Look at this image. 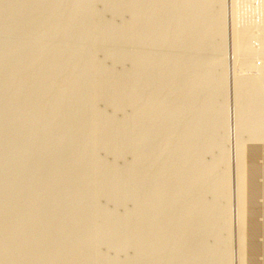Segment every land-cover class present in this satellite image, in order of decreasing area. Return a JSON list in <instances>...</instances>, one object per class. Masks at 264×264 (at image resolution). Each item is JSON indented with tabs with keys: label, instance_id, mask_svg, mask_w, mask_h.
<instances>
[{
	"label": "rangeland",
	"instance_id": "obj_1",
	"mask_svg": "<svg viewBox=\"0 0 264 264\" xmlns=\"http://www.w3.org/2000/svg\"><path fill=\"white\" fill-rule=\"evenodd\" d=\"M0 3V236L21 239L31 208L29 227L57 212L45 264L264 262V0Z\"/></svg>",
	"mask_w": 264,
	"mask_h": 264
},
{
	"label": "bare ground",
	"instance_id": "obj_2",
	"mask_svg": "<svg viewBox=\"0 0 264 264\" xmlns=\"http://www.w3.org/2000/svg\"><path fill=\"white\" fill-rule=\"evenodd\" d=\"M95 1V0H94ZM227 1V0H226ZM237 1V0H236ZM255 1V0H254ZM233 2L234 1H232V3H231V6H232V11L234 10V7H233ZM235 3V2H234ZM242 3H244V2H242ZM1 4V3H0ZM38 4V3H37ZM154 4V3H153ZM192 4V3H191ZM236 4V3H235ZM234 4V5H235ZM239 4V3H238ZM237 4V5H238ZM241 4V3H240ZM70 5V4H69ZM236 5V6H237ZM2 6V5H1ZM120 6V5H119ZM194 6V5H193ZM235 6V9H237V7ZM166 7V6H165ZM95 8V7H94ZM240 7L238 6V9H239ZM244 8V7H243ZM41 9V8H40ZM86 9V8H85ZM134 9V8H133ZM156 9V8H155ZM145 10V9H144ZM240 10V9H239ZM239 10H238V13H239ZM243 10V9H242ZM141 12V11H140ZM236 12V10L234 11V13ZM144 13V12H143ZM242 13V12H241ZM256 13V12H255ZM163 14V13H162ZM177 14V13H176ZM244 14V13H243ZM102 15V14H101ZM147 15V14H146ZM172 15V14H171ZM214 15V14H213ZM232 15H233V12H232ZM236 15V14H235ZM233 16V17H236V16ZM39 16V15H38ZM73 16V15H72ZM149 16V15H148ZM238 16V15H237ZM95 17V16H94ZM143 17V16H142ZM242 17V16H241ZM150 18V17H149ZM158 18V17H157ZM238 18H240L239 16H238ZM256 19H257V17H256ZM85 20V19H84ZM234 20H235V18H234ZM216 21V20H215ZM240 21V20H239ZM255 21V20H254ZM140 22H142V21H140ZM170 22V21H169ZM234 22V21H233ZM245 22V21H244ZM82 23V22H81ZM264 24V23H263ZM216 25V24H215ZM60 26V25H59ZM197 26V25H196ZM235 26V25H234ZM238 27V26H237ZM233 28H235V27H233ZM136 29V28H135ZM164 29V28H163ZM237 29V28H236ZM235 29V30H236ZM258 29H259V27H258ZM245 30V29H244ZM233 31V30H232ZM238 31V30H237ZM4 32V31H3ZM100 32V31H99ZM102 32V31H101ZM240 32V31H239ZM118 33V32H117ZM208 33V32H207ZM105 34V33H104ZM187 34V33H186ZM239 34V33H238ZM241 35V34H240ZM239 35V36H240ZM238 38V37H237ZM236 38V39H237ZM262 39V38H261ZM241 40V39H240ZM63 41V40H62ZM201 42V41H200ZM239 43V42H238ZM85 45V44H84ZM241 45V44H240ZM243 45V44H242ZM264 45V44H263ZM235 46H237V44H235ZM8 47V46H7ZM65 48V47H64ZM237 48V47H236ZM170 49V48H169ZM183 49V48H182ZM238 49V48H237ZM260 49V48H259ZM262 49V48H261ZM5 50V49H4ZM239 51V50H238ZM259 51V50H258ZM207 52V51H206ZM252 52V51H251ZM141 58V57H140ZM248 59V58H247ZM207 62V61H206ZM249 62V61H248ZM174 63V62H173ZM166 64V63H165ZM44 65V64H43ZM218 65V64H217ZM244 65V64H243ZM251 65V64H250ZM101 66V65H100ZM259 66H260V64H259ZM237 67V66H236ZM221 68H222V66H221ZM252 68V67H251ZM236 69V68H235ZM256 69V68H255ZM138 70V69H137ZM237 70V69H236ZM235 71V70H234ZM237 71H239V70H237ZM249 71V70H248ZM240 72V71H239ZM236 73V72H235ZM111 74V73H110ZM237 74V73H236ZM239 75V74H238ZM241 75V74H240ZM244 75V74H243ZM247 75V74H246ZM95 77V76H94ZM241 77H242V75H241ZM258 77V76H257ZM237 78V77H236ZM71 79V78H70ZM239 79V78H238ZM255 79V78H254ZM236 80V79H235ZM69 81V80H68ZM114 81V80H113ZM243 81V80H242ZM95 82V81H94ZM236 82V81H235ZM136 83V82H135ZM176 83V82H175ZM249 83V82H248ZM27 84V83H26ZM58 84V83H57ZM114 84V83H113ZM143 84V83H142ZM174 84V83H173ZM243 84V83H242ZM85 85V84H84ZM100 85V84H99ZM241 86V85H240ZM245 86V88H246V85H244ZM170 87V86H169ZM81 88V87H80ZM153 88V87H152ZM243 88V87H242ZM246 89H248V88H246ZM260 89V88H259ZM56 90V89H55ZM186 90V89H185ZM240 90V89H239ZM148 91V90H147ZM235 91H237V89L235 90ZM244 91V90H243ZM246 91V90H245ZM244 91V92H245ZM248 91V90H247ZM255 92V91H254ZM112 93V92H111ZM102 94V93H101ZM217 94V93H216ZM250 94V93H249ZM255 94V93H254ZM258 94V93H257ZM126 95V94H125ZM229 95V94H228ZM239 95H241V97H240V101L239 102H241V99L243 98V96H242V94H239ZM162 96V95H161ZM59 98V97H58ZM178 98V97H177ZM247 98H248V96H247ZM247 98L245 99V100H247ZM253 98V97H252ZM258 98V97H257ZM238 99V98H237ZM244 99V98H243ZM258 100V99H257ZM162 101V100H161ZM22 102V101H21ZM126 102V101H125ZM236 102V101H235ZM258 102V101H257ZM261 102H263V101H261ZM157 103V102H156ZM240 104H244V103H240ZM238 105H239V103H238ZM250 105V104H249ZM258 105V104H257ZM13 106V105H12ZM114 106V105H113ZM235 106H236V104H235ZM235 106H231V108H230V113H229V116H230V114H231V116H232V114H234V115H238L239 113H241V112H239V111H237V108L235 107ZM244 106V105H243ZM260 106V105H259ZM65 107V106H64ZM240 107H242V106H240ZM248 107V106H247ZM160 108H161V106H160ZM229 108V107H228ZM243 108V107H242ZM250 108V107H249ZM254 108H255V106H254ZM253 108V109H254ZM75 109V108H74ZM152 109V108H151ZM239 109V108H238ZM252 109V110H253ZM258 109H260V108H258ZM248 110V109H247ZM261 110H262V107H261ZM167 111V110H166ZM246 111V110H245ZM255 111V110H254ZM238 112V113H237ZM244 113V112H243ZM257 113H258V111H257ZM109 114V113H108ZM246 114H247V111H246ZM255 114H256V112H255ZM91 115V114H90ZM226 115V114H225ZM236 115V119L238 118V116ZM240 115H242V114H240ZM230 116V117H231ZM248 116V115H247ZM246 116V117H247ZM251 116H253V115H251ZM250 116V117H251ZM137 117V116H136ZM154 117V116H153ZM66 118V117H65ZM232 119H233V117H231ZM230 118V119H231ZM254 118H255V116H254ZM26 119V118H25ZM138 119V118H137ZM218 119V118H217ZM235 119V118H234ZM251 119V118H250ZM256 119V118H255ZM108 120V119H107ZM188 120V119H187ZM238 120V121H237ZM236 121L237 122H239L240 121V119H237ZM246 120V119H245ZM224 121V120H223ZM228 121V120H227ZM233 121V120H232ZM53 122V121H52ZM234 122V121H233ZM232 122V123H233ZM242 122V121H241ZM246 122H248V121H246ZM254 122V121H253ZM262 122V121H261ZM232 123H229V124H231V125H233ZM245 123V122H244ZM259 123V122H258ZM235 124V123H234ZM238 124V123H237ZM236 124V125H237ZM65 125V124H64ZM189 125V124H188ZM226 125V124H225ZM243 125V124H242ZM248 125V124H247ZM252 125H253V123H252ZM252 125H248V126H252ZM264 125V124H263ZM26 126V125H25ZM70 126V125H69ZM107 126V125H106ZM229 126V125H228ZM234 126V125H233ZM238 126V125H237ZM239 126H241V125H239ZM247 126V127H248ZM262 126V125H261ZM236 127V126H235ZM245 127V126H244ZM249 127V128H250ZM153 128V127H152ZM249 128H247V130L249 129ZM231 129V128H230ZM235 129V128H234ZM238 129V128H237ZM237 129H235V130H237ZM257 129V128H256ZM242 130H244V129H242ZM254 130H255V127H254ZM260 130H261V127H260ZM259 130V131H260ZM19 131V130H18ZM228 131L229 130H227V134H231L232 133V130H231V133H228ZM250 131V130H249ZM252 131H253V129L251 130V136H252ZM258 131V130H257ZM257 131H255L256 132V134H258V136H260V134H261V132H260V134H259V131H258V133H257ZM262 131H263V129H262ZM40 132V131H39ZM42 132V131H41ZM57 132V131H56ZM235 132V131H234ZM127 133V132H126ZM263 133V132H262ZM236 134H237V136H238V132H236ZM264 135V134H263ZM27 136V135H26ZM38 136V135H37ZM54 136V135H53ZM229 136V135H228ZM237 136H236V138H237ZM242 136V135H241ZM57 137V136H56ZM83 137V136H82ZM233 137H235V136H233ZM250 137V136H249ZM263 137V136H262ZM229 138H231V137H229ZM253 138V137H252ZM260 138V137H259ZM103 139V138H102ZM250 139V138H249ZM99 140V139H98ZM228 140V139H227ZM238 140V139H237ZM240 140V139H239ZM239 140H238V143L236 144V141L234 140V142L235 143H233V144H235L234 146H236V145H240L241 143L239 142ZM244 140V139H243ZM246 140V139H245ZM263 140V139H262ZM233 141V140H232ZM241 141V140H240ZM253 141V140H252ZM256 141H257V139H256ZM84 142V141H83ZM243 142V141H242ZM263 142V141H262ZM86 143V142H85ZM230 143H232V142H230ZM244 143V142H243ZM242 145V144H241ZM244 145V144H243ZM258 145V144H257ZM245 146V145H244ZM27 147V146H26ZM236 147H239V146H236ZM242 147V146H241ZM201 148V147H200ZM257 149L259 148V147H256ZM119 149V148H118ZM125 149V148H124ZM236 149V148H235ZM234 149V150H235ZM245 149H246V147H245ZM264 149V148H263ZM237 150H238V148H237ZM241 150V149H240ZM240 150H238V152H240ZM242 150H243V148H242ZM249 150H250V148H249ZM254 150V149H253ZM252 151V150H251ZM263 151V150H262ZM229 152H231V151H229ZM245 152V151H244ZM247 152H248V150H247ZM250 152V151H249ZM255 152V151H254ZM257 152V151H256ZM54 153V152H53ZM234 153V152H233ZM237 153V152H236ZM241 153H242V155L244 154L242 151H241ZM251 153V152H250ZM252 153H253V151H252ZM9 154H10V152H9ZM96 154V153H95ZM165 154V153H164ZM232 154V153H231ZM60 155V154H59ZM128 155V154H127ZM170 155V154H169ZM249 155V154H248ZM255 155V154H254ZM264 155V154H263ZM75 156V155H74ZM73 156V157H74ZM238 156H240L241 157V155H238ZM244 156V155H243ZM218 157V156H217ZM230 157V156H229ZM256 157H257V155H256ZM2 158V157H1ZM87 158V157H86ZM233 158H235V157H233ZM239 157H237V159H238ZM250 158V157H249ZM131 159V158H130ZM151 159V158H150ZM236 158H235V160H237ZM251 159H252V157H251ZM257 159H258V157H257ZM261 159V158H260ZM77 160V159H76ZM244 160V158L242 159V161ZM2 161H4V160H2ZM27 161V160H26ZM240 161H241V158H240ZM240 161H237V164H238V162L240 163V165H241V167H242V161L240 162ZM245 161H246V159H245ZM251 161H253V160H251ZM250 161V162H251ZM262 161H263V159H262ZM248 162V161H247ZM29 163V162H28ZM79 163V162H78ZM132 163V162H131ZM260 163V162H259ZM244 164H245V166H246V163L244 162ZM244 164H243V167H245L244 166ZM250 164V163H249ZM253 164V163H252ZM102 165V164H101ZM235 165H236V162H235ZM253 166H254V164H253ZM263 166V165H262ZM39 167V166H38ZM247 167V166H246ZM245 167V168H246ZM252 167V166H251ZM251 167L249 166V167H247V169L248 168H250V171H251ZM258 167V166H257ZM261 167V166H260ZM35 168H37V167H35ZM43 167H41V170L40 171H42V173H43V169H42ZM106 168V167H105ZM238 168H240V167H238ZM244 168V169H245ZM243 168H242V170H244ZM253 169V168H252ZM264 169V168H263ZM100 170V169H99ZM237 170V169H236ZM34 171H36V172H38L39 170H34ZM32 172V175L35 173V172ZM39 171V174H42L41 172ZM60 171V170H59ZM125 171V170H124ZM186 171V170H185ZM213 171V170H212ZM239 170H237V172H238ZM248 171V170H247ZM246 170L244 171L245 173L247 172ZM236 172V173H237ZM242 171H241V169H240V172H238V174L239 173H241ZM254 171L252 170V173H253ZM262 172H264V171H262ZM30 173V172H29ZM52 173V172H51ZM227 173V172H226ZM248 174H249V172H247ZM261 173V172H260ZM37 173H35V175H36ZM44 174H45V171H44ZM47 174H49V173H47ZM56 174V173H55ZM256 174V173H255ZM13 175V174H12ZM11 175V176H12ZM15 175V174H14ZM51 175V174H50ZM237 175V174H236ZM244 175V174H243ZM246 175V174H245ZM258 175H260V174H258ZM262 175V174H261ZM39 176V175H38ZM49 176V175H48ZM84 176V175H83ZM111 176V175H110ZM239 176H240V174H239ZM248 176V175H247ZM247 176H246V178H247ZM251 176V173H250V175H249V177ZM50 177V176H49ZM49 177L47 178L48 180L47 181H49ZM236 177V176H235ZM241 177H242V174H241ZM240 177V178H241ZM259 177V176H258ZM264 177V176H263ZM32 178V177H31ZM136 178V177H135ZM179 178H181V177H179ZM251 178V177H250ZM34 179V178H33ZM36 180L35 181H37V178H35ZM90 179V178H89ZM14 180H15V178H14ZM13 180V181H14ZM17 180H19V179H17ZM16 180V181H17ZM44 180V179H43ZM83 180V179H82ZM81 180V181H82ZM87 180H88V178H87ZM202 180V179H201ZM237 180V179H236ZM251 180H253V179H251ZM254 180H255V178H254ZM262 180V179H261ZM5 181V180H4ZM4 181H2L1 180V182H0V184H4V186H5V182ZM22 180L20 179V183L22 184V182H21ZM27 181V180H26ZM31 181V180H30ZM39 181V180H38ZM50 181L53 183L54 182V179H52V178H50ZM60 181V180H59ZM75 181V180H74ZM130 181V180H129ZM228 181V180H227ZM264 181V180H263ZM4 182V183H3ZM50 182V183H51ZM239 182H240V185H242L241 187H246V186H250V181H249V178L248 179H246L245 180V178H243V179H240L239 180ZM17 183H19L18 181L16 182V184ZM19 183V185H21ZM38 183H40V182H38ZM51 183V184H52ZM55 183V182H54ZM82 183V182H81ZM226 183V182H225ZM229 183V182H228ZM238 183V182H237ZM259 183V182H258ZM7 184V183H6ZM30 184V183H29ZM50 184V185H51ZM170 184V183H169ZM227 184V183H226ZM12 185H14V184H12ZM46 185H48V183L46 184ZM53 185H56V184H53ZM77 185V184H76ZM238 185V184H237ZM253 185V184H252ZM251 185V186H252ZM255 185V184H254ZM4 186L2 185V190H3V188H4ZM8 186V185H7ZM21 186H23V184L21 185ZM32 186V185H31ZM29 187V191H26L27 193L29 192L30 194H31V192H35V191H33L34 189V187ZM34 186V185H33ZM43 187H44V185H42ZM97 186V185H96ZM95 186V187H96ZM143 186V185H142ZM231 186V185H230ZM6 187V186H5ZM9 187H12V186H8V188ZM50 186H48V187H46V189H48ZM240 187V188H241ZM253 187V186H252ZM8 188H7V191H8ZM23 188V187H22ZM31 188H32V191H31ZM221 188V187H220ZM235 188H236V186H235ZM239 188V187H238ZM255 188V187H254ZM260 188V186L258 187V189ZM16 189H17V187H16ZM18 189H19V186H18ZM92 189V188H91ZM226 189H227V187H226ZM237 189V188H236ZM10 191L12 190V189H9ZM13 190H14V187H13ZM24 190H26L25 188H24ZM42 191L43 190V188L41 189L40 187H39V191ZM44 190H45V187H44ZM240 190H242V188L240 189ZM7 191L6 190H4V192L5 193H7ZM9 191V192H10ZM31 191V192H30ZM238 191V190H237ZM243 191V190H242ZM37 192H38V190H37ZM90 192V191H89ZM99 192V191H98ZM245 192V191H244ZM256 192H257V190H256ZM3 192L1 191V194H2ZM28 193V194H29ZM36 193V192H35ZM73 193V192H72ZM177 193V192H176ZM225 193V192H224ZM228 193V192H227ZM7 194H9V193H7ZM24 194V193H23ZM26 194V193H25ZM28 194H26V197H29V195ZM37 194H39V193H37ZM54 194V193H53ZM87 194V193H86ZM187 194V193H186ZM202 194V193H201ZM226 194V193H225ZM224 194V195H225ZM240 194V193H239ZM243 194V193H242ZM245 194H247V193H245ZM244 194V195H245ZM4 195V194H3ZM28 195V196H27ZM52 195V194H51ZM155 195V194H154ZM238 195V194H237ZM12 196V195H11ZM34 196V195H33ZM37 196V195H36ZM44 196V195H43ZM248 195H246V197H247ZM250 196H251V194H250ZM249 196V197H250ZM258 196V195H257ZM263 196V195H262ZM42 197V196H41ZM40 197V198H41ZM238 197V196H237ZM240 197V196H239ZM242 197V196H241ZM245 197V196H244ZM243 197V198H244ZM5 198V197H4ZM4 198H2V199H0V200H2V201H4V200H7V199H4ZM30 198V197H29ZM38 198H39V196H38ZM39 198V199H40ZM54 198H55V196H54ZM243 198H241V199H243ZM254 198V197H253ZM4 199V200H3ZM31 199H33L32 201H34V197H32ZM52 199H53V197H52ZM73 199V198H72ZM71 199V200H72ZM79 199V198H78ZM251 199V198H250ZM249 199V200H250ZM36 200H38L37 198H35V201ZM60 200V199H59ZM135 200V199H134ZM241 201L240 199H238L237 198V201ZM253 200H255V199H253ZM258 200H259V198H257V202H258ZM43 202H44V200H42ZM41 201V202H42ZM243 203H246V202H249L248 201V199H247V201H246V199L244 200L243 199ZM252 200H250V202H251ZM263 201V200H262ZM174 202V201H173ZM220 202V201H219ZM256 202V201H255ZM254 202V203H255ZM260 202V201H259ZM7 203V202H6ZM5 203V204H6ZM32 204V203H31ZM238 204V203H237ZM236 204V205H237ZM247 205L249 204V203H246ZM251 204V203H250ZM257 203H255V205H256ZM2 205H3V207H5V205L2 203ZM11 205H12V203L11 204H9L8 203V205L5 207V208H8V209H10L8 206H10L11 207ZM41 205V204H40ZM53 206L51 207V210H50V213L52 214L53 212V210H54V206L55 207H57L56 205H54V203L52 204ZM64 205V204H63ZM244 205V204H243ZM243 205H241V206H243ZM246 205V206H247ZM254 205V204H253ZM139 206H140V204H139ZM240 205L237 207V208H240L241 207ZM246 206H244L243 208L245 209V207ZM249 206V205H248ZM251 207H252V205H250ZM250 206H249V208H250ZM262 206V205H261ZM0 207L3 209V207L0 205ZM89 207V206H88ZM146 207V206H145ZM197 207V206H196ZM235 207V208H236ZM257 207V206H256ZM260 207V206H259ZM259 207L257 208V209H259ZM30 208V207H29ZM52 208H53V210H52ZM193 208V207H192ZM204 208V207H203ZM247 208V207H246ZM254 208V207H253ZM262 208H264V207H262ZM7 209V210H8ZM22 209H24V208H22ZM28 209V208H27ZM27 209H26V211H27ZM34 209H35V207H34ZM33 209V210H34ZM42 209V208H41ZM39 210L38 209V211L37 212H39L40 213V211H42V210ZM56 209V208H55ZM57 209H59V208H57ZM166 209V208H165ZM230 209V208H229ZM255 209V208H254ZM31 208L27 211L28 212V215L27 216H25L24 218H23V216H22V214L20 215V213L22 212V211H24V210H22V211H20L18 214L20 215L19 217H21L22 216V219L20 220V222H19V217L16 219V220H18V222L16 223V224H18V225H16L15 223V225H16V227L15 228H13L15 231H17V230H22L21 232H24V236L23 237H21V239H18V240H14V239H12L13 241H11V239H10V241H9V239H7L6 238V235H2V236H0V264H45V259H43L42 258V256H41V254H43V252L45 251L44 249H46L45 247H47V246H49V245H47V244H49V241L50 240H52L53 241V239H51L52 237L51 236H53V235H49V233L47 234H43V235H41V234H38L40 237L38 238L37 237V232L39 231V226H40V231L41 230H43L42 229V227L41 226H44V227H46V228H48V226L49 225H52L51 223H53V218H52V216H54L53 214L56 212V211H54V213L52 214V215H47V214H45L44 216H48V217H45L42 221H40V222H38L39 221V217L37 218V219H35L36 217L34 216V219H35V221H37L38 223H36L35 222V224L36 225H34L33 227H29L31 224L30 223H32V218H33V213H30L31 211ZM43 210H44V208H43ZM63 210V209H62ZM150 210V209H149ZM246 210H248V209H246ZM252 210V209H251ZM256 210V209H255ZM255 210H253V211H255ZM261 211H262V209H260ZM3 212L5 211V210H2ZM30 211V212H29ZM35 211H36V209H35ZM58 211V210H57ZM123 211V210H122ZM135 211V210H134ZM164 211V210H163ZM240 211V210H239ZM252 211V212H253ZM257 211V210H256ZM259 211V210H258ZM2 212V213H3ZM32 212H34V211H32ZM245 212V211H244ZM248 212V211H247ZM251 211H249V213H250ZM264 212V211H263ZM263 212H262V214H263ZM30 213V214H29ZM35 213V212H34ZM49 213V212H48ZM49 213V214H50ZM57 213V212H56ZM55 213V214H56ZM64 213V212H63ZM80 213V212H79ZM218 213V212H217ZM221 213H222V211H221ZM238 213V212H237ZM240 213V212H239ZM238 213V214H239ZM243 211H241V213H240V216L241 215H246V212H245V214L243 213ZM258 213H260V212H258ZM1 214V213H0ZM38 214V213H37ZM41 214V213H40ZM148 214V213H147ZM189 214V213H188ZM251 214V213H250ZM24 215V214H23ZM35 215V214H34ZM39 215V214H38ZM126 215V214H125ZM260 215V214H259ZM133 216V215H132ZM236 216V215H235ZM248 216V215H247ZM254 216V215H253ZM242 217V216H241ZM245 217V216H244ZM14 218V217H13ZM243 218V217H242ZM246 218H249V219H251L250 218V216H248V217H246ZM263 217L261 216V218H260V220L262 219ZM80 219V218H79ZM115 219V218H114ZM200 219V218H199ZM237 219H238V217H237ZM245 219V218H244ZM253 219H255V218H253ZM16 220H14V222L16 221ZM32 220V221H31ZM95 220V219H94ZM106 220V219H105ZM109 220H110V218H109ZM247 221H248V219H246ZM252 220V219H251ZM1 221V220H0ZM55 221V220H54ZM87 221V220H86ZM246 221V222H247ZM250 221V220H249ZM264 221V220H263ZM262 221V222H263ZM75 222V221H74ZM79 222V221H78ZM78 222H76V223H78ZM109 222V221H108ZM216 222V221H215ZM231 222V221H230ZM73 222H71V224H72ZM252 223V222H251ZM253 223H254V220H253ZM256 224H257V222H255ZM1 224V223H0ZM12 224H13V222H12ZM74 224V223H73ZM248 224V223H247ZM256 224H255V226H256ZM260 224H262V223H260ZM5 225V224H4ZM9 225H11V223L9 224ZM64 225V224H63ZM243 225H244V223H243ZM249 225V224H248ZM253 225L254 224H251V227H253ZM13 226V225H12ZM32 226V225H31ZM60 226H62V225H59V228H58V230L61 228ZM79 226V225H78ZM86 226V225H85ZM263 226H264V224H263ZM63 227H65V225L63 226ZM62 227V228H63ZM245 227V226H244ZM256 227H259V225L258 226H256ZM261 227V226H260ZM7 228V227H6ZM61 228V229H62ZM207 228V227H206ZM245 228H248V227H245ZM254 228V227H253ZM252 228V229H253ZM10 229V228H9ZM38 229V230H37ZM103 229V228H102ZM252 229H250L249 231H251ZM260 229V228H259ZM262 229H263V227H262ZM25 230H27V232H26V234H25ZM53 230V229H52ZM57 230V231H58ZM67 230V229H66ZM256 230V231H255ZM257 228H255L253 231H255V234L254 235H256V232H257ZM9 231V230H8ZM19 231V232H20ZM37 231V232H36ZM39 231V232H40ZM56 231V232H57ZM61 231V230H60ZM248 231V229H247V231H246V233L245 234H247V232L248 233H250ZM253 231H251L252 233H254ZM260 231V230H259ZM12 232V231H11ZM85 232V231H84ZM190 232V231H189ZM261 232V231H260ZM2 233V232H1ZM149 233V232H148ZM14 234H16V233H14ZM59 234V233H58ZM241 234V233H240ZM243 234H244V232H243ZM243 234H241V235H243ZM258 234V233H257ZM260 234V233H259ZM19 235V234H18ZM55 235V238L58 236L59 237V235H57V233L56 234H54ZM57 235V236H56ZM72 235V234H71ZM94 235V234H93ZM159 235V234H158ZM249 235H251V234H249ZM253 234H252V236H253V238H255L256 236H258V235H256V236H254ZM87 236V235H86ZM150 236V235H149ZM148 236V237H149ZM167 236V235H166ZM248 236V234L245 236V238ZM261 236H264V235H261ZM19 237V236H18ZM57 237V238H58ZM75 237V236H74ZM101 237H102V235H101ZM180 237V236H179ZM250 236H248V238H249ZM258 237H260V236H258ZM257 237V240H259V238ZM20 238V237H19ZM152 238V237H151ZM243 238V240H244V235H243V237H241L240 236V239H242ZM252 237H250L249 239H245L244 241H246V240H248V243L250 242L249 240L251 239ZM252 238V239H253ZM62 239V238H61ZM135 239V238H134ZM150 239V238H149ZM263 239V238H262ZM71 240H73V238L72 239H70L69 240V242L71 241ZM76 240V239H75ZM74 240V241H75ZM230 240V239H229ZM243 240H241V241H243ZM60 241V240H59ZM98 241V240H97ZM150 241V240H149ZM262 241H264V239L262 240ZM51 242V241H50ZM54 242V241H53ZM53 242H51V244L53 245ZM71 242H73V241H71ZM70 242V243H71ZM152 242V241H151ZM259 242H261L260 240H259ZM37 243V244H36ZM55 243V242H54ZM70 243H68V244H70ZM73 243H75L76 244V242H73ZM73 243H71V244H73ZM79 243V242H78ZM243 243V242H242ZM244 243H246V242H244ZM33 244H35V245H33ZM71 244H70V246H71ZM152 245H153V243H151ZM156 244V243H155ZM164 244V243H163ZM20 245H22L23 247H24V249L22 250V251H19L18 250V248L20 247ZM31 245H33L32 247H31ZM51 245V246H52ZM57 245H59V244H57ZM78 245V244H77ZM246 245H248V244H246ZM260 245V244H259ZM69 246V245H68ZM67 246V247H68ZM70 246H69V248H67V249H70ZM75 247H76V245H74ZM74 246H72L73 247V249H72V251H74L73 253H75V247ZM170 246V245H169ZM244 246H245V244H244ZM50 247V246H49ZM53 247V249L55 248L54 246H52ZM78 247V246H77ZM247 247V246H246ZM253 247V246H252ZM258 247V246H257ZM256 247V248H257ZM51 248V247H50ZM49 248V249H50ZM141 248V247H140ZM177 248V247H176ZM179 248V247H178ZM261 248L262 249H260V248H258V249H260V251L262 252V251H264L263 249V247L261 246ZM55 249H57L58 250V252L59 251H61V250H59V248H55ZM55 249H54V251H55ZM61 249V248H60ZM145 249V248H144ZM204 249V248H203ZM248 249V248H247ZM257 249V250H258ZM64 250H66L65 248H64ZM77 250V249H76ZM84 250V249H83ZM163 250V249H162ZM228 250V249H227ZM253 250V249H252ZM256 250V249H255ZM69 252H70V250H68ZM79 251V250H78ZM170 251V250H169ZM251 251V250H250ZM56 252V251H55ZM58 252H56L57 253V255H58ZM69 252H66V251H63V252H61V254L63 253H68V254H66V255H69ZM131 252V251H130ZM245 252V251H244ZM252 252V251H251ZM251 252H249V249H248V252L247 253H251ZM257 252H259V250L258 251H255V254L257 253ZM56 253H54V255H56ZM70 253H72V252H70ZM98 253V252H97ZM142 253V252H141ZM246 253V252H245ZM245 253H242V256H243V254H244V258L245 259H247L246 257H245V255L247 254H245ZM252 253H254V250H253V252ZM252 253L250 254V257H252L251 255H252ZM260 253V252H259ZM259 253H257V254H259ZM263 253V252H262ZM262 253H260L259 255H262ZM123 254H125V253H123ZM59 255H60V253H59ZM69 256H71V254L69 255ZM186 256V255H185ZM226 256V255H225ZM248 256V255H247ZM257 256V255H256ZM47 257V256H46ZM74 257V256H73ZM201 257V256H200ZM248 258L247 259V263L249 262H255L254 260L253 261H250L251 260V258ZM253 257H255V256H253ZM259 257V256H258ZM71 258V257H70ZM75 258V257H74ZM73 258V259H74ZM53 259V258H52ZM62 259L63 260H65V262H63V263H66V261H68V262H70V261H72V258L70 259V261L68 260V256H63L62 257ZM192 259V258H191ZM202 259V258H201ZM244 259V260H245ZM250 259V260H249ZM254 259V258H253ZM260 259V258H259ZM264 258L262 257L261 258V260H263ZM50 260V259H49ZM62 260V261H63ZM77 260V259H76ZM212 260V259H211ZM249 260V261H248ZM189 261V260H188ZM216 261V260H215ZM256 261H258V259H257V257H256ZM264 261V260H263ZM49 261H47V263H48ZM53 262V261H52ZM52 262H50V263H52ZM170 262H172V261H170ZM259 262H262V261H258V262H255L254 264H264V262H262V263H259ZM129 263V262H128ZM142 263V262H141ZM196 263V262H195ZM219 263V262H218ZM223 263V262H222ZM246 262L244 261V264H245ZM246 263V264H247ZM248 263V264H249ZM52 264H54V263H52ZM175 264V263H174ZM188 264V263H187ZM193 264V263H192ZM253 264V263H252Z\"/></svg>",
	"mask_w": 264,
	"mask_h": 264
},
{
	"label": "water",
	"instance_id": "obj_3",
	"mask_svg": "<svg viewBox=\"0 0 264 264\" xmlns=\"http://www.w3.org/2000/svg\"><path fill=\"white\" fill-rule=\"evenodd\" d=\"M259 147V148H261L259 145H251L249 148H250V152H251V150H253L255 147ZM260 177H257V182H260ZM259 199L260 200H262V198L261 197H259ZM259 238V237H258Z\"/></svg>",
	"mask_w": 264,
	"mask_h": 264
}]
</instances>
